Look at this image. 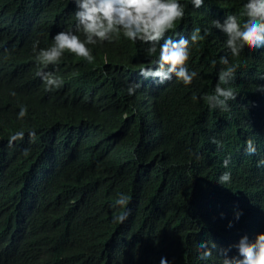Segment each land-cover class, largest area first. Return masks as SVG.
<instances>
[{"label": "trees", "instance_id": "1", "mask_svg": "<svg viewBox=\"0 0 264 264\" xmlns=\"http://www.w3.org/2000/svg\"><path fill=\"white\" fill-rule=\"evenodd\" d=\"M72 9L69 0H0V264H159L161 256L168 264H220L215 250L199 260L194 241L226 247L264 231V166L257 167L264 50L228 55L236 75L224 86L237 94L228 110L193 99L213 91L224 66L210 63L225 50L215 28L192 46L189 63L199 77L189 86L144 79L147 45L121 37L90 45L94 63L66 53L55 69L62 87L46 92L32 44L45 47L51 33L70 26ZM240 11V0H206L189 6L176 30L188 35ZM20 105L28 106L23 120L16 119ZM21 129L25 137L10 146L9 134ZM248 138L257 146L252 156L243 150ZM226 170L231 182L221 186L215 179ZM121 192L131 197L122 224L112 221Z\"/></svg>", "mask_w": 264, "mask_h": 264}, {"label": "clouds", "instance_id": "2", "mask_svg": "<svg viewBox=\"0 0 264 264\" xmlns=\"http://www.w3.org/2000/svg\"><path fill=\"white\" fill-rule=\"evenodd\" d=\"M73 5L71 12L73 23L55 33L50 34V42L45 47L39 46V40L33 41L32 53L36 63L35 75L40 78L44 90L53 92L62 87L63 78L55 71L66 53L83 58L87 63H94L96 57L91 46L111 43L114 39L124 38L132 44L145 43L146 52L150 63L140 69L144 79L152 78L156 83L163 84L175 78L177 83L189 86L194 79L199 77L197 69L190 67L192 46L205 40L212 28L218 30L224 37V51L218 57L212 58L210 63L216 65L224 62V66L216 74L217 82L213 91L202 97L196 95L193 99H206L209 108L228 110L229 101L235 100L237 94L229 85L236 73L234 61L228 60V55L238 57L244 50L251 55H261L264 50V0H240L241 11L228 13L224 18L211 20V27H194L188 35L176 30L178 22H182L187 9H200L206 0H69ZM172 34H169V33ZM175 37V38H174ZM107 63V58H105ZM49 66H52L51 70ZM262 70V69H261ZM260 70V71H261ZM257 71L252 75L260 73ZM139 82L132 83L127 88L132 95ZM264 91V86H258ZM9 95L15 96L14 90H9ZM28 115V106L20 105L16 112V119L23 120ZM29 137L37 135L35 129L27 131ZM25 130L13 131L9 134L8 144L23 140ZM213 143H219L214 138ZM244 152L255 155L257 146L253 139L244 142ZM193 154H196L195 152ZM230 157H225L222 165L228 168ZM264 166V158L257 161V167ZM231 172L226 170L216 177V182L224 186L231 182ZM131 197L124 192L118 193L115 205L122 211L112 217V221L122 224L131 213ZM241 210H235L234 220H239ZM232 220L227 222L231 228ZM197 257L207 261L213 256L215 250L220 258V264H264V231H256L251 237L243 234L228 246H219L215 241H194ZM235 253L229 255V251ZM169 257L161 256L159 264H168Z\"/></svg>", "mask_w": 264, "mask_h": 264}]
</instances>
